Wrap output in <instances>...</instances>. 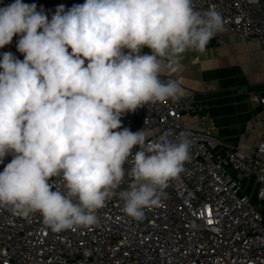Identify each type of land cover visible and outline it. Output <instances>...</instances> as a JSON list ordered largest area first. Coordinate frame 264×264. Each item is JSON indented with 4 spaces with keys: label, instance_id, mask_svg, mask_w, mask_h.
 <instances>
[{
    "label": "clouds",
    "instance_id": "9594fccd",
    "mask_svg": "<svg viewBox=\"0 0 264 264\" xmlns=\"http://www.w3.org/2000/svg\"><path fill=\"white\" fill-rule=\"evenodd\" d=\"M223 30L221 14L195 0H85L60 5L51 20L35 3L0 7V48L19 36L24 56L0 59V163L12 155L0 208L38 212L60 232L94 225L118 196L127 216L142 219L184 171L192 142L185 132L148 141L118 130L121 117L176 99L179 85L163 81L164 70Z\"/></svg>",
    "mask_w": 264,
    "mask_h": 264
},
{
    "label": "built area",
    "instance_id": "2783aa9c",
    "mask_svg": "<svg viewBox=\"0 0 264 264\" xmlns=\"http://www.w3.org/2000/svg\"><path fill=\"white\" fill-rule=\"evenodd\" d=\"M84 2L40 0L36 5L51 20L60 5L67 10ZM195 4L221 14L224 30L214 36L218 44L224 43L223 35L264 44V0ZM161 79L179 85L175 71ZM254 101L263 109L261 140L245 152L220 141L208 117L187 122L197 112L194 93L179 91L176 99L125 113L118 130L142 131L148 141L185 132L192 142L184 171L169 181L160 203L136 220L114 196L97 210L94 225L60 232L46 226L38 212L25 216L0 208V264H264V98ZM11 160L12 155L4 158L0 172ZM126 187L127 181L121 189Z\"/></svg>",
    "mask_w": 264,
    "mask_h": 264
},
{
    "label": "crops",
    "instance_id": "0c3cea01",
    "mask_svg": "<svg viewBox=\"0 0 264 264\" xmlns=\"http://www.w3.org/2000/svg\"><path fill=\"white\" fill-rule=\"evenodd\" d=\"M13 2L2 0V6ZM222 40L213 37L204 52L187 51L173 67L180 92L196 97L197 112L187 122L208 117L220 141L245 152L261 140L263 109L254 99L264 98V44L229 35Z\"/></svg>",
    "mask_w": 264,
    "mask_h": 264
},
{
    "label": "rangeland",
    "instance_id": "374dc122",
    "mask_svg": "<svg viewBox=\"0 0 264 264\" xmlns=\"http://www.w3.org/2000/svg\"><path fill=\"white\" fill-rule=\"evenodd\" d=\"M6 2H7V0H5ZM12 1H14V0H12ZM38 1H40V0H23V2L24 3H28V4H32V3H38ZM0 3L2 4V0H0ZM16 42L17 41H12L11 42V44H9V45H6L5 47H3V48H0V50H2V51H0V59H2V54L4 53V52H11V53H13L18 59H20L21 61H23V59H24V56H23V54H21L20 52H18L17 51V48H16ZM167 69V68H166ZM168 70V69H167ZM254 203H255V205H259V203L256 201V200H254L253 201ZM263 218H264V211H263Z\"/></svg>",
    "mask_w": 264,
    "mask_h": 264
}]
</instances>
